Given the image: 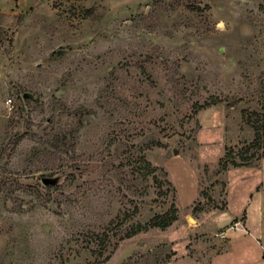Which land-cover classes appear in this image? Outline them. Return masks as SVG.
Listing matches in <instances>:
<instances>
[{
  "label": "rangeland",
  "instance_id": "374dc122",
  "mask_svg": "<svg viewBox=\"0 0 264 264\" xmlns=\"http://www.w3.org/2000/svg\"><path fill=\"white\" fill-rule=\"evenodd\" d=\"M259 114L264 0L0 14V264H264Z\"/></svg>",
  "mask_w": 264,
  "mask_h": 264
},
{
  "label": "trees",
  "instance_id": "16d2710c",
  "mask_svg": "<svg viewBox=\"0 0 264 264\" xmlns=\"http://www.w3.org/2000/svg\"><path fill=\"white\" fill-rule=\"evenodd\" d=\"M90 9H92V8H90ZM209 105H211L210 102H204L203 104H200L198 106V108H204V107H207ZM261 115H262V118H264V114H259V116H261ZM259 116L256 117V120L260 119ZM262 125L264 126V119H263V121L261 123V126ZM255 128H257V127H255ZM256 131L258 133V129ZM259 135L260 134H257L255 144H253V145H255L258 148L259 147H264V144L261 145L258 142ZM227 155L229 157L228 161L234 167H250V166H255L256 165V162L254 160L256 156H255L254 153H251L249 157L243 158V161H241V162H237L236 160H234L232 151H229ZM263 155H264V150L257 157L260 158ZM140 165H144L145 168H147V170L145 169V172L143 174L144 176L148 175L150 172H152V171L157 169L155 167H152L150 162L147 161L144 157H142ZM153 178L157 182L158 185L162 184L158 180L157 176L154 175ZM167 183H170V181L167 180ZM175 219H176V208L174 207V205H171L165 212L153 215L149 220H147L144 223L136 222V223L131 224L129 229L125 232V236L124 237H131L132 235L136 234L138 231H141L143 229H148L150 227L166 228Z\"/></svg>",
  "mask_w": 264,
  "mask_h": 264
},
{
  "label": "crops",
  "instance_id": "0c3cea01",
  "mask_svg": "<svg viewBox=\"0 0 264 264\" xmlns=\"http://www.w3.org/2000/svg\"><path fill=\"white\" fill-rule=\"evenodd\" d=\"M0 0V14L7 13V14H14L18 11L25 10L26 8L33 6L35 0ZM21 1V2H20ZM13 3V4H12Z\"/></svg>",
  "mask_w": 264,
  "mask_h": 264
},
{
  "label": "water",
  "instance_id": "95a60500",
  "mask_svg": "<svg viewBox=\"0 0 264 264\" xmlns=\"http://www.w3.org/2000/svg\"><path fill=\"white\" fill-rule=\"evenodd\" d=\"M43 181L44 182H48L49 180L47 178H43Z\"/></svg>",
  "mask_w": 264,
  "mask_h": 264
},
{
  "label": "built area",
  "instance_id": "2783aa9c",
  "mask_svg": "<svg viewBox=\"0 0 264 264\" xmlns=\"http://www.w3.org/2000/svg\"><path fill=\"white\" fill-rule=\"evenodd\" d=\"M7 102H8V104H10V102H12V101H11V99L9 98V99L7 100Z\"/></svg>",
  "mask_w": 264,
  "mask_h": 264
}]
</instances>
